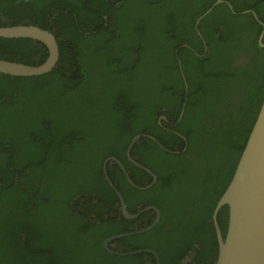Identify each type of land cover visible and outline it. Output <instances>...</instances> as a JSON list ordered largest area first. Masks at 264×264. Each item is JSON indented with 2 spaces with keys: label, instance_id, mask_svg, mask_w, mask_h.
<instances>
[{
  "label": "trees",
  "instance_id": "1",
  "mask_svg": "<svg viewBox=\"0 0 264 264\" xmlns=\"http://www.w3.org/2000/svg\"><path fill=\"white\" fill-rule=\"evenodd\" d=\"M215 1L0 0V27H39L59 49L45 75L0 74V264H156L103 248L155 215L125 219L115 190L130 213L160 211L109 244L118 254L215 264L212 213L264 99L263 27L242 13L264 25V0H222L235 14L217 5L196 26ZM47 55L0 38L1 60ZM136 136L130 157L157 179L145 190L152 177L126 155ZM109 158L134 186L108 162L110 187ZM228 216L217 215L223 238Z\"/></svg>",
  "mask_w": 264,
  "mask_h": 264
},
{
  "label": "water",
  "instance_id": "2",
  "mask_svg": "<svg viewBox=\"0 0 264 264\" xmlns=\"http://www.w3.org/2000/svg\"><path fill=\"white\" fill-rule=\"evenodd\" d=\"M222 4L226 5L232 14H235L229 3L216 0L211 8L196 21V26L215 6ZM248 13L252 14L259 25L263 27V30L259 34L258 42L261 47H264V43L262 42L264 25L253 11L248 10L242 14ZM0 38H27L38 41L46 47L48 52L45 62L38 66H30L0 59V74L13 77L42 76L51 72L56 67L59 58V49L57 40L51 32L31 25L7 26L0 27ZM185 87L187 88L186 82ZM184 106L185 105H183V107ZM182 115L183 109L178 121L181 120ZM162 119L166 120L165 117H161V120ZM137 138L138 136L132 140L126 155L133 165L141 168L152 177L153 182L150 185L139 188L140 190H145L152 187L156 182V177L151 171L139 165L130 157V149ZM108 162H114L119 166L121 171L125 174L128 183L134 186L123 165L117 159L109 158L105 161L103 168L105 179L112 189L115 190L105 171ZM115 192L119 199L121 213L125 219L134 220L142 213L149 211H153L156 214L151 225L136 233L145 232L153 228L159 222L160 211L156 207L149 206L131 214L127 210L122 196L116 190ZM224 206L228 207L229 216L226 234L223 238L217 222V215L219 210ZM212 221L218 243V255L215 264H264V99L244 149L239 157L232 179L214 208ZM133 234L135 233L116 235L106 239L103 243L105 251L119 256L148 253L154 256L156 264H160L159 256L154 250L143 249L118 254L109 247V243L114 240Z\"/></svg>",
  "mask_w": 264,
  "mask_h": 264
},
{
  "label": "flooded vegetation",
  "instance_id": "3",
  "mask_svg": "<svg viewBox=\"0 0 264 264\" xmlns=\"http://www.w3.org/2000/svg\"><path fill=\"white\" fill-rule=\"evenodd\" d=\"M238 62H239V61H238ZM241 62H242V61H241ZM241 62H240V63H241ZM183 105H184V104H183ZM179 118H180V116H179ZM179 118H178V120H179ZM165 119H166V118H165ZM159 120H161V117L159 118ZM162 120H163V119H162ZM165 121H166V120H165ZM180 121H181V120H180ZM159 123H160V121H159ZM150 138H151V137H150ZM151 139L154 140L153 138H151ZM183 139H184V138H183ZM134 166H135V165H134ZM118 167H119V166H118ZM146 169H147V168H146ZM156 180H157V179H156ZM125 205H126V204H125ZM126 207H127V205H126ZM142 209H144V208H142ZM127 210H128V208H127ZM149 212H150V211H149ZM145 213H147V212H145ZM121 214H122V213H121ZM131 214H133V213H131ZM154 214H155V213H154ZM122 216H123V215H122ZM139 216H140V215H139ZM139 216H138V217H139ZM155 216H156V214L154 215L153 221H154V219H155ZM159 220H160V219H159ZM153 221H152V222H153ZM151 224H152V223H151ZM151 224H150V225H151ZM157 224H158V223H157ZM157 224H156V225H157ZM156 225H155V226H156ZM147 227H148V226H147ZM143 229H144V228H143ZM143 229H140V228L137 229V228H136V229H134V230H132V231H135V232H134L135 234H139V233H136V232H138V231H140V230H143ZM145 232H146V231H145ZM103 243H104V242H103ZM109 244H110V243H109ZM109 247H110V246H109ZM103 248H104V247H103ZM110 248L112 249L113 247H110ZM112 250H113V249H112ZM113 251H114V250H113ZM114 252H116V251H114ZM116 253H117V252H116Z\"/></svg>",
  "mask_w": 264,
  "mask_h": 264
}]
</instances>
